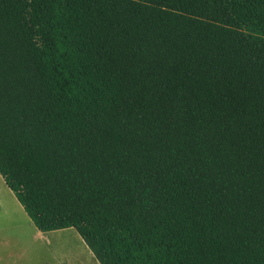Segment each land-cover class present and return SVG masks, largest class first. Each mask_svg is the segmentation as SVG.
Segmentation results:
<instances>
[{
  "label": "trees",
  "instance_id": "trees-1",
  "mask_svg": "<svg viewBox=\"0 0 264 264\" xmlns=\"http://www.w3.org/2000/svg\"><path fill=\"white\" fill-rule=\"evenodd\" d=\"M0 174L97 264H264V0H0Z\"/></svg>",
  "mask_w": 264,
  "mask_h": 264
},
{
  "label": "rangeland",
  "instance_id": "rangeland-1",
  "mask_svg": "<svg viewBox=\"0 0 264 264\" xmlns=\"http://www.w3.org/2000/svg\"><path fill=\"white\" fill-rule=\"evenodd\" d=\"M73 228L39 230L0 174V264H97Z\"/></svg>",
  "mask_w": 264,
  "mask_h": 264
},
{
  "label": "crops",
  "instance_id": "crops-1",
  "mask_svg": "<svg viewBox=\"0 0 264 264\" xmlns=\"http://www.w3.org/2000/svg\"><path fill=\"white\" fill-rule=\"evenodd\" d=\"M70 228V227H69ZM64 229V228H63Z\"/></svg>",
  "mask_w": 264,
  "mask_h": 264
}]
</instances>
